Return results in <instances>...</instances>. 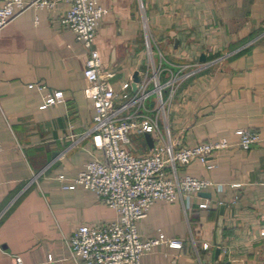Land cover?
<instances>
[{
  "label": "crops",
  "instance_id": "crops-1",
  "mask_svg": "<svg viewBox=\"0 0 264 264\" xmlns=\"http://www.w3.org/2000/svg\"><path fill=\"white\" fill-rule=\"evenodd\" d=\"M100 3L107 13L95 46L116 72V90L136 70L141 77L148 43L156 62L160 51L164 65L194 68L160 118L172 140L190 147L221 137L235 143L238 128L261 137L250 149L220 150L213 168L198 159L177 167L178 176L216 185L202 191L210 196L154 202L137 222L139 233L162 229L184 246L163 244L143 264H264V0ZM68 7L62 1L29 7L0 36V264H16V256L25 264H76L67 243L76 228L118 218L94 191L63 187L88 161L106 157L99 134L88 131L95 113L85 93L88 51L60 21ZM57 90L64 100L42 108L45 95ZM167 175L175 172L168 168ZM207 200L210 206L200 208Z\"/></svg>",
  "mask_w": 264,
  "mask_h": 264
},
{
  "label": "built area",
  "instance_id": "built-area-1",
  "mask_svg": "<svg viewBox=\"0 0 264 264\" xmlns=\"http://www.w3.org/2000/svg\"><path fill=\"white\" fill-rule=\"evenodd\" d=\"M61 1L69 5L61 24L72 30L88 51L84 68L85 93L95 111L88 131L99 134L108 161L91 159L72 183L63 187L74 189L80 185L92 190L118 214L113 221L78 226L67 241L71 256L76 264H143V256L163 244L169 248L184 246V240L168 237L162 229L150 237L139 233L137 222L147 216L154 202L172 203L182 194H198L216 185L211 179L178 176L177 167L198 159L208 169L213 168L211 158L217 152L235 145L250 149L260 141V133L251 128H238L235 143L221 137L191 147L172 140L170 131L161 127L160 118L178 86L194 73V68L183 64L164 65L160 51L156 62L154 50L148 43V58L137 91H133L132 80L116 90L111 81L116 72L106 67L95 46L98 29L107 13L100 0H0V36L3 29L29 7L54 8ZM164 71L167 78L162 81ZM29 86L44 88L41 84ZM63 100L62 90L49 92L41 107ZM146 133L152 134V148L144 139ZM2 150L0 144V152ZM168 168L173 169L174 177H168ZM59 179L64 181L66 177L60 174ZM209 206V200L200 204L202 209ZM208 245L205 243L204 248ZM16 264L25 263L16 256Z\"/></svg>",
  "mask_w": 264,
  "mask_h": 264
},
{
  "label": "water",
  "instance_id": "water-1",
  "mask_svg": "<svg viewBox=\"0 0 264 264\" xmlns=\"http://www.w3.org/2000/svg\"><path fill=\"white\" fill-rule=\"evenodd\" d=\"M201 59H202V61H205V55L204 54L201 56ZM140 79H141V77H140L139 71L136 70L133 74V81H132L133 91H137V89H138L137 83L140 81ZM144 139L147 141L150 148L154 147V139H153L151 133H146L144 135ZM105 162L106 163L108 162L106 157H105ZM201 194L206 195V196L211 195L209 192H201ZM221 212H222V210H221ZM219 242H220V240H219ZM220 252H221V249H220V247H218L216 249V254H215V260L216 261H218V259H219ZM226 264H231V262L227 261Z\"/></svg>",
  "mask_w": 264,
  "mask_h": 264
},
{
  "label": "rangeland",
  "instance_id": "rangeland-1",
  "mask_svg": "<svg viewBox=\"0 0 264 264\" xmlns=\"http://www.w3.org/2000/svg\"><path fill=\"white\" fill-rule=\"evenodd\" d=\"M158 57V56H157Z\"/></svg>",
  "mask_w": 264,
  "mask_h": 264
}]
</instances>
